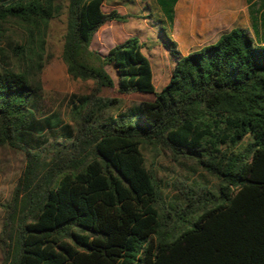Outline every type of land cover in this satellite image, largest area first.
<instances>
[{
    "label": "trees",
    "instance_id": "obj_1",
    "mask_svg": "<svg viewBox=\"0 0 264 264\" xmlns=\"http://www.w3.org/2000/svg\"><path fill=\"white\" fill-rule=\"evenodd\" d=\"M103 1L0 0V25L17 23L26 40L16 46L24 65L0 67V147L24 155L3 204L0 264H264V40L232 27L182 55L161 27L174 58L168 81L152 100L114 113L120 99L101 94L113 85L105 64L119 94L153 84L134 36L104 55L88 48L99 26L124 16L103 12ZM175 1L156 0L169 24ZM62 12L66 73L91 82L71 95L70 123L36 117L30 105L46 28ZM261 26L264 37V18ZM160 151L214 186L178 180L165 196L153 168Z\"/></svg>",
    "mask_w": 264,
    "mask_h": 264
},
{
    "label": "rangeland",
    "instance_id": "obj_2",
    "mask_svg": "<svg viewBox=\"0 0 264 264\" xmlns=\"http://www.w3.org/2000/svg\"><path fill=\"white\" fill-rule=\"evenodd\" d=\"M239 4L242 0H226ZM251 10L255 24L260 29L264 18V0H243ZM103 12L115 10L124 15L120 21H106L94 32L88 44L90 50L104 55L109 47L121 42L129 36H134L139 44L141 53L147 58L151 69L153 92L133 91L119 94L116 90L117 74L112 64H105L104 70L112 80V88L101 91V94L117 97L120 103L114 113L125 112L130 107L142 101L152 100L169 79L174 66V58L164 44L162 32L167 36L171 29L177 31L178 22L169 24L156 0H104L101 5ZM65 14L60 13L52 18L46 28L43 46L44 63L39 73L40 89L31 98V108L36 117L56 114L62 123H70L68 118L69 99L88 92L91 82H81L71 79L60 58L61 37L64 30ZM163 28V31L160 28ZM171 28V29H170ZM252 31V30H251ZM253 34V32H252ZM254 37L256 35L253 34ZM25 35L20 26L9 21L0 25V67L19 69L24 62L18 56L16 46L25 44ZM177 47V46H176ZM58 131L46 133V138H57ZM147 161H150L149 150L142 149ZM24 165V155L18 148L0 147V220L3 215V204L9 199L11 190ZM153 168L155 176L161 185L165 196H171L175 191L174 181L203 183L213 187L215 180L203 171L190 173L182 165L171 161L166 153L154 156Z\"/></svg>",
    "mask_w": 264,
    "mask_h": 264
},
{
    "label": "crops",
    "instance_id": "obj_3",
    "mask_svg": "<svg viewBox=\"0 0 264 264\" xmlns=\"http://www.w3.org/2000/svg\"><path fill=\"white\" fill-rule=\"evenodd\" d=\"M172 9L171 26L177 21L178 27L177 31L170 28L169 37L182 55L213 43L232 27L245 29L256 41L264 40L257 25L256 37L253 36L243 0L239 4L226 0H176Z\"/></svg>",
    "mask_w": 264,
    "mask_h": 264
}]
</instances>
